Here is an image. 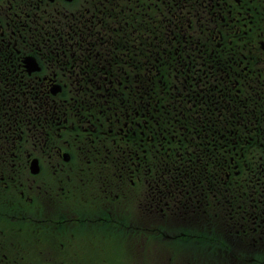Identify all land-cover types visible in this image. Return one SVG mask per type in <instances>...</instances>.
<instances>
[{"label":"flooded vegetation","instance_id":"obj_1","mask_svg":"<svg viewBox=\"0 0 264 264\" xmlns=\"http://www.w3.org/2000/svg\"><path fill=\"white\" fill-rule=\"evenodd\" d=\"M0 264H264V0H0Z\"/></svg>","mask_w":264,"mask_h":264},{"label":"rangeland","instance_id":"obj_2","mask_svg":"<svg viewBox=\"0 0 264 264\" xmlns=\"http://www.w3.org/2000/svg\"><path fill=\"white\" fill-rule=\"evenodd\" d=\"M17 169H18V172H20V171H21V168H19L18 166H17Z\"/></svg>","mask_w":264,"mask_h":264}]
</instances>
